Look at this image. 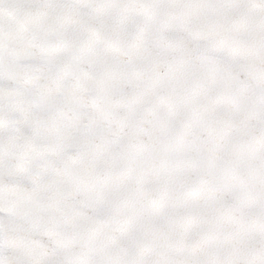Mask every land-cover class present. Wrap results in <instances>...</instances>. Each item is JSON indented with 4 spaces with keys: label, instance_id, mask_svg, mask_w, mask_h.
Returning <instances> with one entry per match:
<instances>
[{
    "label": "snow or ice",
    "instance_id": "snow-or-ice-1",
    "mask_svg": "<svg viewBox=\"0 0 264 264\" xmlns=\"http://www.w3.org/2000/svg\"><path fill=\"white\" fill-rule=\"evenodd\" d=\"M0 264H264V0H0Z\"/></svg>",
    "mask_w": 264,
    "mask_h": 264
}]
</instances>
